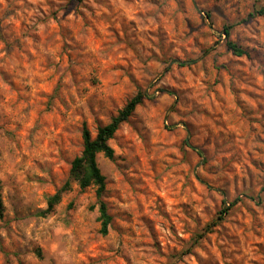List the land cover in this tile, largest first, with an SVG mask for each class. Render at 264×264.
I'll use <instances>...</instances> for the list:
<instances>
[{
  "label": "rangeland",
  "instance_id": "rangeland-1",
  "mask_svg": "<svg viewBox=\"0 0 264 264\" xmlns=\"http://www.w3.org/2000/svg\"><path fill=\"white\" fill-rule=\"evenodd\" d=\"M140 90L102 235L71 165ZM0 193V264H264V0H0Z\"/></svg>",
  "mask_w": 264,
  "mask_h": 264
},
{
  "label": "trees",
  "instance_id": "trees-1",
  "mask_svg": "<svg viewBox=\"0 0 264 264\" xmlns=\"http://www.w3.org/2000/svg\"><path fill=\"white\" fill-rule=\"evenodd\" d=\"M231 27H225L224 33L226 36V46L233 52L236 56L246 55L247 52L240 45L230 39ZM193 63L189 62H179L180 67L186 66ZM147 97L146 92L140 90L134 97L128 101V103L114 116L111 121L98 129L95 137H92L90 131L85 127L83 129V151L79 157H76L71 165L70 179L76 181L81 189H86L88 187L96 188V195L98 199V210H99V220L101 222L100 233L106 235L108 233L109 226L112 221V216L108 212V207L106 203L102 200L103 193L105 191V176L99 168L97 157L98 155H103L105 158L113 159L114 150L109 145V141L114 137L115 133L119 130L121 125L128 121L132 116L136 107L140 105L144 99ZM69 182H67L63 189L68 187ZM62 190L57 192L55 195L49 198L48 208L45 213H50L54 206L59 203ZM233 203L229 206H224L216 219L209 224L203 232L195 236V240L191 244L194 246L197 244L204 235L210 232L215 226L219 225L224 221L229 211L231 210ZM4 205L0 193V218L4 214ZM44 213V214H45Z\"/></svg>",
  "mask_w": 264,
  "mask_h": 264
}]
</instances>
